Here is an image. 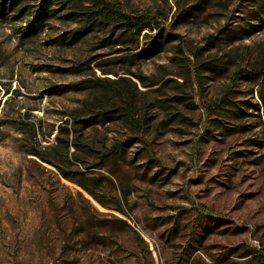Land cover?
<instances>
[{"label": "rangeland", "instance_id": "1", "mask_svg": "<svg viewBox=\"0 0 264 264\" xmlns=\"http://www.w3.org/2000/svg\"><path fill=\"white\" fill-rule=\"evenodd\" d=\"M104 1L163 30L133 43L89 25L87 0H51L29 32L39 0L0 16V264H248V247L264 254V105L248 77L264 67V0ZM96 80L128 91L133 118L79 131L89 148L64 169L102 205L27 155L74 128ZM109 101L122 105L99 91Z\"/></svg>", "mask_w": 264, "mask_h": 264}, {"label": "trees", "instance_id": "2", "mask_svg": "<svg viewBox=\"0 0 264 264\" xmlns=\"http://www.w3.org/2000/svg\"><path fill=\"white\" fill-rule=\"evenodd\" d=\"M24 1L25 0H2L0 3V16L6 15L7 17L9 14L15 12V10H17ZM50 1L51 0H39V9L36 11L33 20L28 24L26 28L27 32L34 30L38 23H42ZM78 1L79 0H76V5H79ZM87 1H89L88 3L92 6L90 9L86 8L87 12L84 13L89 25L94 23H103L109 26H116L124 32L133 43H138L141 34L146 31L163 30L160 22L148 15L133 16L124 14L122 9L111 3H107L104 0ZM210 40H213L212 36L208 38V41ZM203 50L205 49H199V53ZM194 56L198 60V53ZM260 65L261 64H257L255 68L251 69V71L248 72V77L258 83L260 88L258 98L262 105H264V67H260ZM199 67L209 68L212 70L218 68L219 65L215 64L214 60H209L200 64ZM116 84L117 83L115 82L106 83L104 80H96L93 82L92 87L95 92L92 94L90 101L86 102L82 106L81 110L72 115L71 119L74 123V128L71 130L61 128L60 133H57L55 136L52 145L47 148H43L36 144L27 152V155L32 156L41 163L52 167L62 179L77 185L100 205L102 204L98 198L94 196L92 192L88 191L84 184L78 180H74V178L70 175L71 172L65 170L64 166L69 163L70 159H76L75 151L71 152V150L75 149L77 151H83L89 148L88 145L82 144V135L78 133L79 131L112 121H124L127 123L133 118L132 104L128 91L122 90L117 87ZM99 91L111 92L113 98H117L122 105H114V103L111 102L112 100L106 104L99 105ZM78 124L79 128L76 129ZM122 147V144H114L106 156V159L113 163V167H115V165L117 166L118 162L123 163L125 161ZM198 214L199 217L206 216L201 213ZM241 258H249L248 264H264V254L258 253L256 249H252L250 247L247 248L246 254H244Z\"/></svg>", "mask_w": 264, "mask_h": 264}]
</instances>
